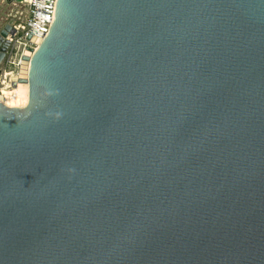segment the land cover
Listing matches in <instances>:
<instances>
[{"label":"water","instance_id":"obj_1","mask_svg":"<svg viewBox=\"0 0 264 264\" xmlns=\"http://www.w3.org/2000/svg\"><path fill=\"white\" fill-rule=\"evenodd\" d=\"M25 70L0 264H264V0H58Z\"/></svg>","mask_w":264,"mask_h":264},{"label":"built area","instance_id":"obj_2","mask_svg":"<svg viewBox=\"0 0 264 264\" xmlns=\"http://www.w3.org/2000/svg\"><path fill=\"white\" fill-rule=\"evenodd\" d=\"M58 0H12L8 11L9 44L0 61V84L9 72L18 73L25 51L31 53L48 34ZM23 6V9L20 8Z\"/></svg>","mask_w":264,"mask_h":264},{"label":"bare ground","instance_id":"obj_3","mask_svg":"<svg viewBox=\"0 0 264 264\" xmlns=\"http://www.w3.org/2000/svg\"><path fill=\"white\" fill-rule=\"evenodd\" d=\"M27 77V71L23 74L9 72L0 84V100L8 106L23 107L27 103V83L24 78ZM12 81L17 82L16 85Z\"/></svg>","mask_w":264,"mask_h":264},{"label":"rangeland","instance_id":"obj_4","mask_svg":"<svg viewBox=\"0 0 264 264\" xmlns=\"http://www.w3.org/2000/svg\"><path fill=\"white\" fill-rule=\"evenodd\" d=\"M12 2H6L5 0L0 1V29L5 23H8L9 20L8 11L12 7ZM20 8L23 9V6L20 5Z\"/></svg>","mask_w":264,"mask_h":264},{"label":"flooded vegetation","instance_id":"obj_5","mask_svg":"<svg viewBox=\"0 0 264 264\" xmlns=\"http://www.w3.org/2000/svg\"><path fill=\"white\" fill-rule=\"evenodd\" d=\"M5 24H6V23H5ZM5 24H4V25H5ZM2 27H3V26H2Z\"/></svg>","mask_w":264,"mask_h":264}]
</instances>
